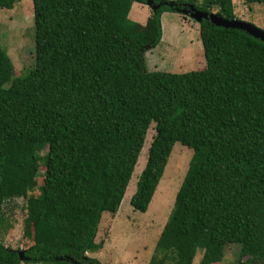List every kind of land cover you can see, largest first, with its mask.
Listing matches in <instances>:
<instances>
[{"label": "trees", "instance_id": "trees-1", "mask_svg": "<svg viewBox=\"0 0 264 264\" xmlns=\"http://www.w3.org/2000/svg\"><path fill=\"white\" fill-rule=\"evenodd\" d=\"M32 2L35 68L15 77L0 46V264H100L88 254L103 249V216L119 212L152 124L135 211H148L176 144L194 154L149 264H194L199 252L217 264L229 245L264 261V43L204 20L203 69L149 72L145 61L163 14L194 7L233 21L234 1ZM149 2L158 9L146 28L129 21ZM19 199L33 241L23 258L1 240L4 207Z\"/></svg>", "mask_w": 264, "mask_h": 264}, {"label": "rangeland", "instance_id": "rangeland-1", "mask_svg": "<svg viewBox=\"0 0 264 264\" xmlns=\"http://www.w3.org/2000/svg\"><path fill=\"white\" fill-rule=\"evenodd\" d=\"M175 0H171L174 2ZM239 21L250 23L264 30V4H247L245 0H233ZM134 5L129 21L146 28L152 14L148 5L140 6V18L136 17ZM214 11L213 14H217ZM163 37L159 46L152 49L148 44L145 53L149 72L185 74L205 67L204 48L200 39V25L182 12H167L162 16ZM0 46L7 52L15 68V77H23L36 65L35 20L32 0H22L14 10H0ZM154 124L149 130L144 149L140 155L132 180L119 212L103 216L97 242L104 243L96 254H88L100 264H149L158 240L167 224L179 189L187 175L193 151L181 144L174 146L164 177L146 213L135 211L131 199L136 191L138 179L144 171L149 148L155 135ZM41 167L38 185H43ZM38 195L36 191L34 193ZM24 199L9 202L4 207L5 219L10 229L3 232L1 240L7 248L22 253L33 245L25 236L27 217ZM240 254V247L229 245L224 259L217 264H233ZM203 253L199 252L194 264H201Z\"/></svg>", "mask_w": 264, "mask_h": 264}, {"label": "water", "instance_id": "water-1", "mask_svg": "<svg viewBox=\"0 0 264 264\" xmlns=\"http://www.w3.org/2000/svg\"><path fill=\"white\" fill-rule=\"evenodd\" d=\"M174 3H171L173 5ZM149 8L152 9V11H156L158 8L153 5V2L148 3ZM180 12L186 14L187 16H190L191 19L195 20L199 25L204 21H210L213 25L220 27V28H225V29H236L240 31L246 32L248 35L251 37L260 40L264 43V30H261L260 28L250 24L246 23L243 21L233 20V21H228L226 19H223L220 17L218 14H206L202 13L198 10H196L194 7H191L190 10L184 9L181 10ZM21 258H23L24 253H19Z\"/></svg>", "mask_w": 264, "mask_h": 264}, {"label": "flooded vegetation", "instance_id": "flooded-vegetation-1", "mask_svg": "<svg viewBox=\"0 0 264 264\" xmlns=\"http://www.w3.org/2000/svg\"><path fill=\"white\" fill-rule=\"evenodd\" d=\"M239 258L240 257L238 256L237 260L233 264H251L249 261L250 258H247L244 261L242 260V257H241V259H239ZM263 262L264 261L262 260V261H258V262H253L252 264H263Z\"/></svg>", "mask_w": 264, "mask_h": 264}, {"label": "crops", "instance_id": "crops-1", "mask_svg": "<svg viewBox=\"0 0 264 264\" xmlns=\"http://www.w3.org/2000/svg\"><path fill=\"white\" fill-rule=\"evenodd\" d=\"M134 5H136V4H134ZM137 5H139V8H137V9L135 10V13H136V17L139 19V18H140L139 15H140V12H141V10H140V9H141V8H140L141 5H140V4H137Z\"/></svg>", "mask_w": 264, "mask_h": 264}]
</instances>
